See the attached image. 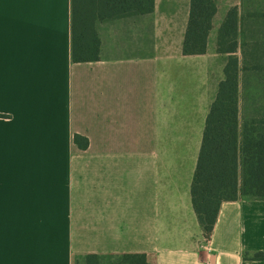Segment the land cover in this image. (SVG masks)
<instances>
[{
    "label": "crops",
    "instance_id": "0c3cea01",
    "mask_svg": "<svg viewBox=\"0 0 264 264\" xmlns=\"http://www.w3.org/2000/svg\"><path fill=\"white\" fill-rule=\"evenodd\" d=\"M239 3L217 0L205 54L183 52L191 0H155L77 63L73 0H0V264H264V199L224 201L205 247L191 192Z\"/></svg>",
    "mask_w": 264,
    "mask_h": 264
},
{
    "label": "trees",
    "instance_id": "16d2710c",
    "mask_svg": "<svg viewBox=\"0 0 264 264\" xmlns=\"http://www.w3.org/2000/svg\"><path fill=\"white\" fill-rule=\"evenodd\" d=\"M155 0H73L72 57L74 62L98 61L101 39L97 23L154 11ZM217 0H191L185 33V55L205 54ZM239 29L237 7L229 9L220 27L219 43ZM221 40V42H220ZM237 42L220 52L230 54L225 78L220 82L203 132L202 145L192 181V201L199 223L208 238L212 237L224 201L243 197L264 199V118L240 123L239 61ZM5 116V115H0ZM75 143L89 147V139L76 133ZM246 260H264V251L245 255ZM86 264H101L96 253L86 256ZM114 264H153L145 253H124Z\"/></svg>",
    "mask_w": 264,
    "mask_h": 264
},
{
    "label": "rangeland",
    "instance_id": "374dc122",
    "mask_svg": "<svg viewBox=\"0 0 264 264\" xmlns=\"http://www.w3.org/2000/svg\"><path fill=\"white\" fill-rule=\"evenodd\" d=\"M232 0H221L226 4ZM240 1L239 29L229 39L217 40L216 47L228 49L237 42L234 53L239 61V113L242 128L264 118V0ZM230 54H227L229 58Z\"/></svg>",
    "mask_w": 264,
    "mask_h": 264
},
{
    "label": "built area",
    "instance_id": "2783aa9c",
    "mask_svg": "<svg viewBox=\"0 0 264 264\" xmlns=\"http://www.w3.org/2000/svg\"><path fill=\"white\" fill-rule=\"evenodd\" d=\"M209 241H210V238L205 236V239L202 241V245L206 247L209 244Z\"/></svg>",
    "mask_w": 264,
    "mask_h": 264
}]
</instances>
